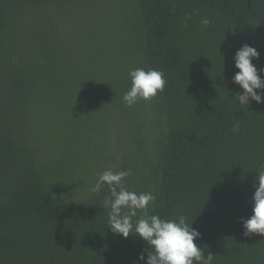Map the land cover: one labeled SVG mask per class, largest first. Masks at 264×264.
<instances>
[{"label": "trees", "instance_id": "16d2710c", "mask_svg": "<svg viewBox=\"0 0 264 264\" xmlns=\"http://www.w3.org/2000/svg\"><path fill=\"white\" fill-rule=\"evenodd\" d=\"M244 44L264 68V0H0V264H146L93 191L109 169L192 222L211 264H264L241 219L264 170V103L231 79ZM136 68L166 83L129 107Z\"/></svg>", "mask_w": 264, "mask_h": 264}, {"label": "clouds", "instance_id": "9594fccd", "mask_svg": "<svg viewBox=\"0 0 264 264\" xmlns=\"http://www.w3.org/2000/svg\"><path fill=\"white\" fill-rule=\"evenodd\" d=\"M201 24L207 26L210 20L204 18ZM259 55L258 50L248 44L235 52L234 66L239 71L231 79L242 89V93H237L242 106H249L250 100L264 103V78L259 74L264 72V68L257 69L252 62ZM129 76L131 87L123 96L129 107L141 99L150 101L163 91L166 83L164 74L155 69H132ZM239 127V123L235 124L233 131H239ZM128 175L130 172L127 170H106L99 175L93 188L98 192L103 184L109 186L110 196L105 198L103 207L109 210L107 226L111 232L124 238L132 234L145 242L152 249L151 252L147 250L146 264H211L213 254L209 252L205 256L204 249L195 243L201 234L191 226L192 222L189 225L184 215L177 219H163L158 214H150L149 206L155 201V196L123 187ZM254 187L252 214L241 218L246 237L252 234L264 236V170L258 172ZM138 259L145 260L143 253Z\"/></svg>", "mask_w": 264, "mask_h": 264}, {"label": "rangeland", "instance_id": "374dc122", "mask_svg": "<svg viewBox=\"0 0 264 264\" xmlns=\"http://www.w3.org/2000/svg\"><path fill=\"white\" fill-rule=\"evenodd\" d=\"M82 12H86V11H82ZM67 24H70V22H66Z\"/></svg>", "mask_w": 264, "mask_h": 264}]
</instances>
